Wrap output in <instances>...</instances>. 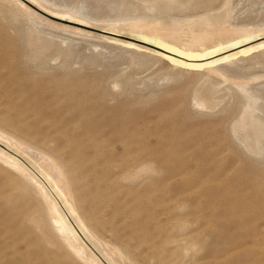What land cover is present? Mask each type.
Returning a JSON list of instances; mask_svg holds the SVG:
<instances>
[{
  "label": "rangeland",
  "instance_id": "1",
  "mask_svg": "<svg viewBox=\"0 0 264 264\" xmlns=\"http://www.w3.org/2000/svg\"><path fill=\"white\" fill-rule=\"evenodd\" d=\"M46 1L99 27L124 29L133 22L155 25L166 36L194 29L229 37L243 27L264 29V0ZM0 81L14 95L8 109L0 98V129L21 134L10 120L47 144L45 152L60 156L84 198L82 216L103 241L127 250L137 264H264V54L214 73L188 74L41 25L0 0ZM23 97L30 98L29 108L43 98L61 115L81 114L68 128L72 143L65 145L46 124L19 118ZM254 124L260 138L252 133ZM103 125L110 133L100 141L92 128ZM81 132L88 136L76 137ZM95 141L101 147L94 148ZM72 154L79 163H70ZM141 169L148 173L137 178ZM164 199L169 201L159 204ZM101 201L109 203V214L100 211L104 219L96 223ZM28 210L0 200V264H37L45 251L76 264L51 219L42 214V234L33 222L39 209L23 217ZM168 214L176 216L173 223L162 221ZM173 226L170 234L194 232L188 243L196 245L193 250L146 243ZM112 230L125 235L123 244Z\"/></svg>",
  "mask_w": 264,
  "mask_h": 264
},
{
  "label": "bare ground",
  "instance_id": "2",
  "mask_svg": "<svg viewBox=\"0 0 264 264\" xmlns=\"http://www.w3.org/2000/svg\"><path fill=\"white\" fill-rule=\"evenodd\" d=\"M10 1L18 5L29 18L39 21L41 25H52L117 45L127 52L135 54L143 62L158 60L188 74L214 73L229 63L238 60H251L254 56L264 54V29L243 27L236 30L229 37H216L215 34L206 32L198 33L194 29H188L183 34L175 33L166 36L155 25L146 27L133 22L124 23V29L114 26L99 27L81 19H75L70 13L51 8L47 5L46 0ZM51 18L64 23L55 22ZM223 31V29H220L219 34ZM1 83L0 81V98H5L3 105L8 109L13 105L14 95L8 87L4 89ZM22 99L23 104L17 110L19 118L23 120L33 118L39 125L46 124V130H51L52 134L61 135L65 141L64 144L69 145L71 142L70 135L73 131L68 130V128L70 125L75 124V118L80 119L81 114L66 112L61 115L57 110H53L43 98L38 99L35 105L29 108L30 98L23 97ZM199 104L203 106L202 103ZM23 106L31 111L30 115L21 110ZM62 117L64 118L62 119ZM8 123L12 130L16 129L21 134L17 135L0 129V200H4L5 204L12 202L14 206L18 205L20 209L28 206V213L21 211L23 217L29 214L31 210L36 212L38 208L39 212L34 215L33 222L42 234H45V232L42 229L41 216L45 213L51 219L52 227L58 238L62 240V247L71 254L76 264H137L125 249L128 245L123 247L126 253L121 247L106 243L94 232L91 225L82 216L81 210L84 206V198L80 197V188L76 187L75 179L73 180L67 175L63 165L64 161H61L60 156L53 151L45 152L43 148L47 144H41L42 140L39 141L33 134L26 132L29 130H20L10 120H8ZM105 126L92 128L94 134L101 135L98 139L100 141L106 140L110 133V131L103 129ZM252 133L255 137L260 138L261 131L258 124L252 126ZM80 135L88 136V132H81L76 137H80ZM120 142L121 140H113L112 144ZM95 147L99 148L101 146L95 141ZM117 149L120 150V148ZM69 161L70 163H79L73 154ZM75 170L76 168L73 167L70 171ZM145 173H148L147 169H141L137 172L136 177L139 178ZM168 201L169 199L160 200L159 204H165ZM97 207L99 209H97L92 220L99 223L104 219L100 211H104L105 215L109 214L107 212L109 203L101 201L97 204ZM112 207L114 210L117 209V207ZM175 218L176 216L168 214L165 215L162 221L166 224L173 223ZM173 228L174 226L166 229L164 236H160V240L155 241L154 237L146 243L150 244L152 242V246L159 243H170L174 244L175 249L186 246L184 247L185 253L196 247L195 244L188 246L194 232L170 234ZM115 233H118L117 237L123 244L125 235H121L120 231H115ZM49 243L53 244L52 242ZM45 252L35 259L37 264H63L62 260L58 259L59 256L46 257ZM161 259L166 260L165 256Z\"/></svg>",
  "mask_w": 264,
  "mask_h": 264
}]
</instances>
